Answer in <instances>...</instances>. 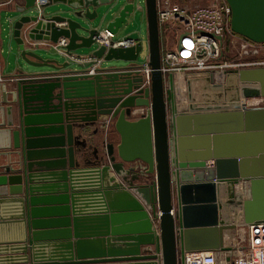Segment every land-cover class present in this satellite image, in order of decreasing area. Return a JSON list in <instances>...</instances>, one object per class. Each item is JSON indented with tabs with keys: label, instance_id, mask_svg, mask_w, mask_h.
Segmentation results:
<instances>
[{
	"label": "water",
	"instance_id": "water-1",
	"mask_svg": "<svg viewBox=\"0 0 264 264\" xmlns=\"http://www.w3.org/2000/svg\"><path fill=\"white\" fill-rule=\"evenodd\" d=\"M13 1L0 0V264L231 260L226 233L264 223V105L245 103L264 97V67L187 72L182 104L157 0ZM226 1L233 31L264 42V0ZM143 23L151 87L143 41L112 45Z\"/></svg>",
	"mask_w": 264,
	"mask_h": 264
},
{
	"label": "built area",
	"instance_id": "built-area-1",
	"mask_svg": "<svg viewBox=\"0 0 264 264\" xmlns=\"http://www.w3.org/2000/svg\"><path fill=\"white\" fill-rule=\"evenodd\" d=\"M46 2L36 0V5L40 8ZM157 16L161 70L165 78L174 74L177 99L182 104L187 103V72L214 71L215 80L223 82L227 70L264 67V42L253 41L233 31L232 9L226 0L201 6H191L188 0H157ZM168 26L177 34L164 46L162 29L167 30ZM109 35L112 36L110 32ZM104 36L105 43L110 45L107 35ZM59 44L65 45L66 40L62 39ZM136 44V38L126 37L115 40L112 45L131 47ZM229 51H235L237 57H229ZM139 71L144 78L142 87H151L152 69L148 62ZM245 103L248 107L263 106L264 97L248 98ZM109 124L107 120L106 125ZM208 165L214 167V161H208ZM228 245L236 247L229 261L224 254L221 259L212 251H192L186 254V264H264V223L238 226L231 232Z\"/></svg>",
	"mask_w": 264,
	"mask_h": 264
},
{
	"label": "rangeland",
	"instance_id": "rangeland-1",
	"mask_svg": "<svg viewBox=\"0 0 264 264\" xmlns=\"http://www.w3.org/2000/svg\"><path fill=\"white\" fill-rule=\"evenodd\" d=\"M143 4H144V0H140ZM175 1H179V0H175ZM220 2L222 0H188L189 4L191 6H201V5H207V4H211L213 2ZM140 29L139 32L134 33L133 37L135 38H139L143 41L144 44V51L140 54L137 63L138 64H142L146 61V57H147V48H148V32H147V27H146V23H143L142 25H140L139 27H136V29ZM133 30V27L127 32L130 33ZM162 31H164L163 33V37L162 39L164 40V46L168 45V41L170 40V38L173 37V35L176 33L177 31H175L173 28H171L170 26H168V29H162ZM167 44V45H166ZM163 45V43H162ZM172 48L175 47V45L171 46ZM227 55H229V57H237V53L235 51H229L227 52ZM115 64H120L122 63L121 61H115ZM187 93V92H186ZM110 125V124H109ZM104 126H107L106 124ZM104 126H100L101 129L105 130L106 128H103ZM220 258L224 259L223 254L220 255ZM233 258V256H232Z\"/></svg>",
	"mask_w": 264,
	"mask_h": 264
},
{
	"label": "crops",
	"instance_id": "crops-1",
	"mask_svg": "<svg viewBox=\"0 0 264 264\" xmlns=\"http://www.w3.org/2000/svg\"><path fill=\"white\" fill-rule=\"evenodd\" d=\"M17 3H23V0H14L13 1V4H12V6L13 7H15V4H17ZM128 34H123V36L124 37H133V35H129V36H127ZM135 38V37H134ZM136 39H138V38H136ZM62 40V39H61ZM60 40V41H61ZM59 41V42H60ZM60 45V44H59ZM8 70H4V68H3V62H2V59H1V57H0V81L2 80V75H4L6 72H7ZM112 139H113V141H115V140H119V135L114 131V132H112ZM210 162V161H209ZM229 240V241H231V238L229 237H227L226 238V240Z\"/></svg>",
	"mask_w": 264,
	"mask_h": 264
},
{
	"label": "bare ground",
	"instance_id": "bare-ground-1",
	"mask_svg": "<svg viewBox=\"0 0 264 264\" xmlns=\"http://www.w3.org/2000/svg\"><path fill=\"white\" fill-rule=\"evenodd\" d=\"M180 83H181V82H180ZM241 231H242V230H241ZM227 237H228V238H229V237L231 238V233H230L229 231L226 233V238H227ZM226 243H227V244H230L231 241H229V240L227 239V240H226Z\"/></svg>",
	"mask_w": 264,
	"mask_h": 264
}]
</instances>
